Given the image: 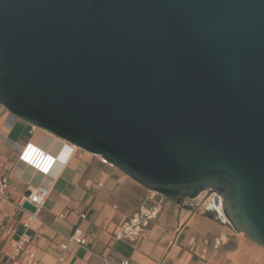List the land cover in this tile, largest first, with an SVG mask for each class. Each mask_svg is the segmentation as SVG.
<instances>
[{"label": "water", "instance_id": "water-1", "mask_svg": "<svg viewBox=\"0 0 264 264\" xmlns=\"http://www.w3.org/2000/svg\"><path fill=\"white\" fill-rule=\"evenodd\" d=\"M0 106L264 248V0H0Z\"/></svg>", "mask_w": 264, "mask_h": 264}, {"label": "crops", "instance_id": "crops-1", "mask_svg": "<svg viewBox=\"0 0 264 264\" xmlns=\"http://www.w3.org/2000/svg\"><path fill=\"white\" fill-rule=\"evenodd\" d=\"M0 168L10 175L0 211V264H264V248L201 204L151 191L2 106ZM39 189L46 191L39 210L20 209ZM153 205L161 212L138 242L116 239L141 206ZM76 234L85 245L68 241Z\"/></svg>", "mask_w": 264, "mask_h": 264}, {"label": "built area", "instance_id": "built-area-1", "mask_svg": "<svg viewBox=\"0 0 264 264\" xmlns=\"http://www.w3.org/2000/svg\"><path fill=\"white\" fill-rule=\"evenodd\" d=\"M9 178V173L0 168V211L3 209L4 203L6 201V194L9 189ZM45 195L46 191L43 189H39L36 192H31V195L25 201H28L30 204L35 206L36 210L38 211L43 204V197ZM22 204L23 203L19 204L20 209H22ZM160 212L161 208L159 205H153L150 207L141 206L128 222H125L120 226L116 233V239L128 240L130 242L135 243L138 242L141 238L142 233L149 227V225L154 220L157 219ZM29 226V223L25 224L26 228H29ZM27 239V236L23 237L22 241L19 243V249H21L20 246L24 242H26ZM68 241L70 243H74L81 246L86 244V239L84 237H81L79 234L69 237ZM64 247L66 248V246ZM27 254L30 259H34L35 255L33 253L27 252ZM123 264H128V262H124Z\"/></svg>", "mask_w": 264, "mask_h": 264}, {"label": "rangeland", "instance_id": "rangeland-1", "mask_svg": "<svg viewBox=\"0 0 264 264\" xmlns=\"http://www.w3.org/2000/svg\"><path fill=\"white\" fill-rule=\"evenodd\" d=\"M212 198H213V194L208 195L207 192L202 193L200 196H198L195 199H189V198H184L183 200L189 204H193V205H197V204H201L202 207L207 208L208 210H210V206L212 205ZM212 213H214V215H217L215 212L212 211ZM227 225H229L228 223H226ZM229 227L232 229L233 232L234 229L229 225ZM242 237H245L243 234H241Z\"/></svg>", "mask_w": 264, "mask_h": 264}, {"label": "flooded vegetation", "instance_id": "flooded-vegetation-1", "mask_svg": "<svg viewBox=\"0 0 264 264\" xmlns=\"http://www.w3.org/2000/svg\"><path fill=\"white\" fill-rule=\"evenodd\" d=\"M208 195H210V194H208ZM210 211L217 213V215L219 214L218 209L216 208L214 196L212 198V205L210 206Z\"/></svg>", "mask_w": 264, "mask_h": 264}, {"label": "trees", "instance_id": "trees-1", "mask_svg": "<svg viewBox=\"0 0 264 264\" xmlns=\"http://www.w3.org/2000/svg\"><path fill=\"white\" fill-rule=\"evenodd\" d=\"M177 200H183V197H175Z\"/></svg>", "mask_w": 264, "mask_h": 264}]
</instances>
